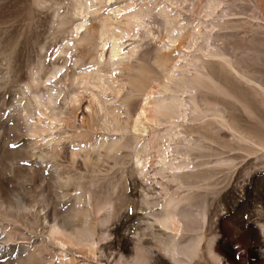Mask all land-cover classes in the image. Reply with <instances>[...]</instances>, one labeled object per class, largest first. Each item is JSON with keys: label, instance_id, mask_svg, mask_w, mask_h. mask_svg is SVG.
Wrapping results in <instances>:
<instances>
[{"label": "rangeland", "instance_id": "1", "mask_svg": "<svg viewBox=\"0 0 264 264\" xmlns=\"http://www.w3.org/2000/svg\"><path fill=\"white\" fill-rule=\"evenodd\" d=\"M211 1L218 7L207 17L204 7L209 0H95L85 15L87 28L76 35L74 27L81 17L74 15L75 0H0V264H264V104L242 90L245 83L259 89L245 72L264 86V27L256 26H264V0ZM123 6L124 11L145 6L152 11L145 18L147 27L121 39L122 50L134 48L135 53L123 66H116L111 64L107 47L99 58L98 32L101 23L113 16L111 10ZM162 8L175 25L199 23L204 28L206 23L229 19L243 24L237 29H213V34L221 36L208 40L214 54L208 57L210 72L201 74L197 66L191 72L210 84L202 88L210 103L201 101L199 91L185 92L187 115L178 128L176 119L167 115L158 114L163 119L149 123L138 116V108L146 91L156 92L160 87L167 68L184 63L185 53H199L205 41L198 39L191 49H187L186 36L168 43L159 15ZM60 47L65 53L58 51ZM155 55L162 58L156 60ZM224 56L234 64L223 63ZM96 62L112 87L122 81L106 93L108 105L124 127L108 134L122 146L106 161L98 160L96 153L85 160L84 150L100 132L90 91L76 85L79 73ZM50 91L56 96L55 113L66 111L69 96L76 94L77 100L68 123L51 124L43 117L39 125L50 129L33 143L26 124L37 118L34 96L41 93L45 97ZM156 94L151 93V98ZM154 114L149 111L150 116ZM137 116L145 125H135ZM172 124L207 133L206 137L193 131L190 136L201 141V146L189 150V160L199 163L197 169L206 172L207 178L194 186L190 201L180 204L177 261L163 248L161 239L167 236L161 234L144 202V197L153 200L158 196L160 185L145 180L131 157L135 145H153L160 138L169 145L164 149L168 160L174 158L179 153L178 141L166 142L165 137ZM54 143L58 154L52 157ZM75 146L83 149L73 157ZM156 160L152 148L147 178H153ZM78 180L85 188L91 187L97 209L92 212L90 208L86 218L96 241L94 253L86 246L62 250L44 228L56 217L75 231L81 222L73 216ZM41 206L48 215L43 222L31 214ZM140 254L145 262H137Z\"/></svg>", "mask_w": 264, "mask_h": 264}, {"label": "bare ground", "instance_id": "2", "mask_svg": "<svg viewBox=\"0 0 264 264\" xmlns=\"http://www.w3.org/2000/svg\"><path fill=\"white\" fill-rule=\"evenodd\" d=\"M94 1L95 0H75V2L73 3L74 15L77 16L79 15V17H81L80 21L75 24L74 34L78 35L81 30L87 28L88 24L85 20V15L88 13V6L94 3ZM213 2L212 1L210 2L209 0L207 5H205L204 7V9L206 8L208 10L206 11L205 14L207 17L211 16L214 9L218 7L217 6L218 4L216 5V3ZM164 8L160 9L159 15L162 18L161 20L167 34L166 37H167V41H169L168 43H174L175 41L181 39L183 36L184 37L186 36L187 38L186 40L187 49H191L190 48L191 45L193 43H196L198 39L199 40L203 39L205 43L200 47L199 53H194V54L185 53L184 56L182 57L184 63L182 62L177 63L172 68H167V72L164 73L161 78L162 83L160 84V87L156 89V92L151 90L154 89L152 86H151L152 88L150 89L151 91H146V96L143 100V103H141V105L138 108L139 109L138 116H142V119H147V121L151 123L152 121L155 122L156 120H160L162 117L160 118L159 115H167V117L169 118L176 119L174 120L175 121L174 123H176V127L178 128L179 126L177 125L179 124L183 126L182 125L183 120L186 118L187 115L186 105L188 104L184 97L185 92L189 93L188 91L191 92L193 91L192 89L199 91V96L201 101L205 103V105L206 103L208 104L210 103L208 102V99L210 98H208L207 92H205L202 89L203 87H211L210 84L206 81V79L202 75L191 72L193 66H197V70L201 74H208V72H210L211 62L208 57L214 54L209 49V47L211 46L208 40L221 36L220 34H213L212 33L213 29L215 27H219V29H237L243 27V24L239 19L238 20L229 19V20H222V22L220 21L210 22V24L205 22L206 26L204 25V28L202 27L203 29L200 28L201 25L199 23L197 24H199L200 26L199 25L197 26V24H195V26H191V27H189V25L186 23L183 24L177 23V25H175L176 23L173 24V21L170 20L171 16L169 12ZM124 9H125L124 6L112 9L111 11L113 16H110L109 18L110 20H107L108 22L104 21L101 23L98 32V39H99L98 45L100 46L99 58L103 57L105 48L107 47L109 52V57L111 59V64L116 66H121V65L123 66L124 60H129L131 56H133V54L135 53L134 48H131L130 50L124 52L122 50V43L120 42L121 39L125 38L126 35L128 36L134 35L140 27L141 28H143V26L147 27L144 25L146 21L145 18L150 16L152 11L150 7H146V6L145 8H141L139 10L124 11ZM256 26L259 27L260 29L264 27L259 24H257ZM193 46H195V44H193ZM58 51L64 52L65 48L60 47ZM161 58L162 56H158V55H155L154 57V59L156 60H159ZM222 62L223 63L227 62L232 65L234 64V60L225 56L222 57ZM99 63L100 62H96L94 67L88 69L87 71L84 70L81 71L79 75L76 77V85L77 86L84 85L90 91L91 102L94 105L95 126L97 131L100 132V134L96 135L97 136L96 140L93 141V143L89 146V148L84 150L85 160L87 161L91 160L92 153L97 154L98 160L101 159L103 160L104 158H106L107 160V158L114 157V155L122 146L120 142L117 141L112 142L111 139H113V137L108 136L109 133L123 130L124 127L121 125L120 119L118 118L117 114L114 112V109H112V106L108 105L109 100L106 96L108 90L114 91V89L120 87L119 85L122 84V81L119 82L118 86L113 85L112 87L110 83L107 81V79L101 75V72L99 70L100 68H98ZM239 64L240 63H238V65ZM203 67L206 69L204 70ZM52 74H54V72H52L51 75ZM245 74H246L245 77L248 80H251L258 84L259 89L251 83H245V86L243 88L242 87L240 88H242V90H244L247 94H249L250 98L253 97L259 100V102H262L264 104V86L261 84V82H258L257 79L252 78L246 72ZM222 77L224 76H221V78ZM221 78H219L220 81ZM230 79L231 78H229V80ZM236 82L238 83V80H236ZM225 86H227V84ZM233 86H230V88H232ZM227 87L229 89V86ZM238 87L239 86H237V88ZM151 93L153 94L157 93V94L153 95V98H151L150 96ZM246 93L244 96L247 95ZM233 97L239 101L237 95H233ZM55 98L56 96L52 91L47 92L45 97H42L41 93L38 94L36 93V95L34 96V109L37 112L36 115L37 118L33 121H30V123L26 124L27 133L34 138V140L32 139L33 143L40 141L41 133L46 132V130L50 129V127H42L41 125H39V123H41L42 120L44 119L43 117L48 118L51 121V124L61 121L66 122L68 119L71 118V111L74 106V102H76L77 100L76 94H73L72 96H69L67 98L65 104H67L69 107L66 109L65 112L60 111L59 113H55V106H54ZM192 100H194V98ZM242 100L244 99L242 98ZM245 102H247V100ZM87 109H90V106H87ZM150 110H154L155 114L150 116L149 115ZM131 116L132 115H130V117ZM138 116L134 121L135 125L137 126H139V124H144V123H140V122H144V120L140 121L141 117L139 118ZM169 118H168V122H169ZM179 118L182 119L181 122H179L180 120ZM176 127L173 126V124L172 126H169L168 129L166 130L165 137H166V142L167 140L168 141L174 140L175 142L176 140L178 141V152L180 154L175 153V157L172 158L171 160H168L167 156L165 155L164 149L165 147L167 148V146L169 145L166 143L167 144L166 146L165 143L163 142L164 140H160L159 138L156 143L153 142L154 143L153 145H149V144L143 146L141 145L140 147H137L135 145L131 152L132 153L131 157L136 165V170L138 171L139 174L143 175L145 180L154 181L160 185L157 194L158 196H156L153 200H149V198L144 197V202L148 204L150 208L148 213L153 216V222H156V224L161 228L162 231L161 234H165L167 236V238L161 239L163 248L167 252H169L171 258L177 261L178 256L180 254L178 235L181 232V226H182V217H181V213L179 212L180 204L182 202L190 201V198H192V195H194L195 193L194 186H197L198 184H200L199 182L204 181L207 178V173L205 172L204 174L202 170L197 169L196 166L199 163L195 164L192 161H190L188 155L190 149L201 146V141L195 138H190L191 132L193 131L195 132L199 130L192 126H190V128L187 130L177 129ZM201 131L199 132L205 134ZM206 134L205 136L207 137ZM56 147H57L56 143H54L53 146L51 147L50 153L52 157H55L58 154ZM81 148L82 147L79 146L73 147L71 149V155L73 157L80 155L79 149ZM152 148L155 149V151L157 152L158 160H156L155 162L156 166L153 169V173H152L153 178H147L146 164L149 163L148 155L149 152L152 151ZM176 154H179L180 156L179 155L176 156ZM92 171H94V169ZM156 176H159V179H156ZM91 181L94 182V178ZM172 185H175L174 189H171ZM76 187H77V193L75 196L76 207L73 216L80 218L81 222L77 224V226L74 229L75 231L72 230L70 231L67 224L65 222L60 223L56 217L52 219L51 221L52 224L45 226L44 228H46L47 236H49V238H52L54 241H56L57 245L60 246L62 250L64 249V247L67 246H77V247L86 246L89 252L91 251L92 253H94V250L96 249V241L93 237V231L91 230L90 227H87L88 222L86 220V218L90 214V208L92 212H95L97 210L93 206V199H92L93 191L91 187L85 188L84 184L79 180L77 182ZM83 203L84 205L89 204L91 207H87V206L82 207ZM43 208L44 206H41L40 209H37L34 211V213H31L33 217L38 218L41 222L45 221V219H47L48 217L46 213L44 214L42 213ZM29 212H31V209H29L27 212H24L21 215L23 217H26L29 214ZM82 224H84V226H82ZM145 261H146V257L144 256V254H140L138 256L137 262L142 263Z\"/></svg>", "mask_w": 264, "mask_h": 264}]
</instances>
